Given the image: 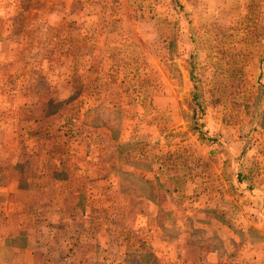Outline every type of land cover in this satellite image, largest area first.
Masks as SVG:
<instances>
[{
  "label": "rangeland",
  "instance_id": "374dc122",
  "mask_svg": "<svg viewBox=\"0 0 264 264\" xmlns=\"http://www.w3.org/2000/svg\"><path fill=\"white\" fill-rule=\"evenodd\" d=\"M226 247L264 264V0H0V264Z\"/></svg>",
  "mask_w": 264,
  "mask_h": 264
},
{
  "label": "crops",
  "instance_id": "0c3cea01",
  "mask_svg": "<svg viewBox=\"0 0 264 264\" xmlns=\"http://www.w3.org/2000/svg\"><path fill=\"white\" fill-rule=\"evenodd\" d=\"M235 250H232V249H229V247H226L224 250H222L221 253H218L215 250L212 251L211 252V255H213V256H220L219 258L222 261H225V262H228L229 260L232 261L233 259H235V261L232 262L233 264H241L240 258H239L240 256L237 254V252Z\"/></svg>",
  "mask_w": 264,
  "mask_h": 264
}]
</instances>
